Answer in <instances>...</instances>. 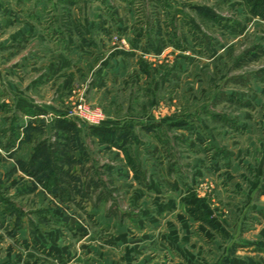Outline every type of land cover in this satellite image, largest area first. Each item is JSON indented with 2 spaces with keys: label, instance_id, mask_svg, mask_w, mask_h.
Segmentation results:
<instances>
[{
  "label": "rangeland",
  "instance_id": "obj_1",
  "mask_svg": "<svg viewBox=\"0 0 264 264\" xmlns=\"http://www.w3.org/2000/svg\"><path fill=\"white\" fill-rule=\"evenodd\" d=\"M21 3L28 5L26 18L39 25L34 23L33 35L16 38L11 52L0 49V69L12 66V74L3 80L24 91L29 102L45 106L47 114L39 117L44 129L30 132L15 153L28 160L40 141L54 147L57 135L51 127L57 117L82 128L77 145L86 157L71 166L75 180L71 177L69 184H76L77 190L82 186L83 197L74 194L73 201L65 204L82 228H73L70 236L80 240L85 231L91 232L90 244L115 255V238L123 222L124 230L138 237L141 260L143 255L153 258L156 249L161 254L153 247L157 233L149 231L146 220L139 226L132 221L151 215L153 193L146 188L155 182L166 191L165 180L180 187L182 199L221 203L222 216L228 220L221 174L228 149L222 139L235 141L232 147L242 155L246 134L240 120L249 114L252 150H264V129L257 126L263 113L252 100L258 97L256 101L264 103V20L250 14L247 0H0V9L15 14L10 27L0 25V41H11L18 33L15 23L25 15L14 8ZM3 91L7 90L0 85V95H5ZM191 119L188 129L175 126ZM147 124L160 127L148 132L142 128ZM100 125L131 127L134 140L125 151L100 144L84 130ZM194 128L203 140L195 139ZM211 136L218 146L210 143ZM252 156L259 158L257 153ZM211 160L218 165L217 175L209 167L199 175L196 171L203 169L198 163L208 165ZM1 170L6 169L0 165V195L8 203L0 204V211L16 203L12 209L19 217L16 224L17 220L0 222L3 258L4 250L17 248L16 231L25 220L23 215L20 219L17 204L28 213L34 211L38 198L32 192L43 189L19 174L17 164L5 172L7 176ZM30 184L35 188L32 192L19 191ZM172 193L176 197L177 192ZM45 196L39 199L46 200ZM136 197L139 200L133 204ZM100 215L108 219L106 223L98 219ZM35 217L28 218L29 224ZM42 225L48 228L51 222ZM218 239L228 248L233 244L220 235ZM70 243L78 249L82 242ZM86 264L93 263L88 259Z\"/></svg>",
  "mask_w": 264,
  "mask_h": 264
},
{
  "label": "crops",
  "instance_id": "obj_2",
  "mask_svg": "<svg viewBox=\"0 0 264 264\" xmlns=\"http://www.w3.org/2000/svg\"><path fill=\"white\" fill-rule=\"evenodd\" d=\"M18 6L14 9L24 13L25 18L21 17L22 19L15 23L18 33H14L15 37L11 41H0V49L3 51L11 52L13 43H17L16 38L24 39L25 35L28 33L33 35L37 29V26H34L35 22L26 18L28 5L21 3ZM0 16V25L4 27L3 29L13 24L14 11L8 8L0 9ZM3 58L2 62L5 63L6 56ZM20 64V67L25 66L26 60L21 61ZM11 71L12 66L0 69V85H3V88L7 90L3 91L5 95H0V165L6 169L5 171L1 170L4 176H7L5 172L10 173L16 168L18 161L27 159L26 155L21 157L20 152L15 153L19 148L18 145L25 142L22 133L14 141L9 133H4L9 125L6 119L11 118L9 117L12 116L11 112H18L17 122L23 128L29 120L36 119L34 116L29 117L26 110L31 109L38 114V117H44L47 114L45 106L29 102L24 91H16L17 89L3 80L4 77L12 74ZM15 72L19 71L14 70ZM229 94L232 93L227 95ZM252 100L261 105L260 111L263 113V118L261 121H257V126L264 129V103L256 101L258 97H254ZM244 104L249 105L245 101ZM243 118L240 120V128L246 134L243 140L245 144L243 154L241 155V151L232 147L235 141L229 140L228 137L222 139L228 149L227 157H223L225 170L221 173L223 185L226 188L223 191L218 190L227 194L225 204L229 208L228 220L222 216L224 211L221 203L209 205L200 200L192 201L189 197L182 199L178 192L180 187L170 180H165V185L168 188L166 191H161L159 184L150 182L146 189L153 193L149 199L153 208L151 215H140L132 221V224L138 225L146 220V223L150 225L149 231L153 229L157 233V235H153V247L158 248L161 254H156V249L152 252L153 258L143 255L141 260L140 249L137 246L138 237L132 232L130 233L129 230H124L123 222L121 226H118L120 230L117 231L114 243L117 252L113 255L112 251L89 243L92 237L91 232L88 234L85 231L80 240L70 236V231L73 228L75 230V228L81 229L82 227H79L80 222L77 215L65 208L66 203L56 201L47 194L45 196L42 193L43 190L37 189L32 192L31 184L24 185L20 187L19 191L28 192L30 190L37 196L38 206H36L37 209L28 213L27 209L17 204L20 219H23V215L25 220L21 222L16 231L15 244L17 248L14 246L13 249L4 250V257L0 258V264H16L13 263L15 261L18 264H86L88 259L93 264H264V150H252L251 145L254 140L249 133L250 124L248 123L251 116L245 114ZM192 120H189V123L188 121L184 123L182 128L188 129ZM195 130V139L203 140L198 136L201 132L197 131V128H194ZM209 140L213 146H218L214 136H211ZM10 142L11 144H9ZM261 145L264 148V144ZM190 146V148L193 147L192 142ZM20 149L22 148L20 147ZM254 153L259 155L256 160L252 156ZM241 156H243L242 159ZM198 164L200 169H203L196 171L199 175L203 174V171L206 172L204 170L206 167L211 168L216 175L219 171L217 163L213 160L208 165L202 161ZM17 172L21 173L19 170ZM240 180L243 181V185ZM11 185L13 183H10ZM172 192H177L176 197L172 195ZM40 196H45L48 199H39ZM177 198H180V201L175 200ZM138 200L139 197L132 199L133 204H136ZM12 208H16V203L13 205L10 203L9 207L4 205L0 211V219L3 218L0 222L17 219L16 212ZM94 213L96 212L94 211ZM31 217L36 219L34 218V221H30L31 224H29L28 218ZM48 219L51 226L45 228L42 222L46 223ZM98 219L101 222L103 220L104 223L108 220L102 215ZM61 226L67 229L63 231ZM219 235L227 240V243L230 241L233 244L231 243L229 248L221 244L218 239ZM70 240L82 242L80 243L81 247L75 249ZM161 257L164 258L162 261Z\"/></svg>",
  "mask_w": 264,
  "mask_h": 264
},
{
  "label": "trees",
  "instance_id": "obj_3",
  "mask_svg": "<svg viewBox=\"0 0 264 264\" xmlns=\"http://www.w3.org/2000/svg\"><path fill=\"white\" fill-rule=\"evenodd\" d=\"M247 3L249 5L250 14L264 20V0H247ZM199 12L202 13L203 10L199 9ZM204 15L207 17L209 16L206 13ZM21 110H23V108H21ZM26 112L29 117H36L37 120L35 122L37 123L29 120L27 124L21 128L17 122L18 114L16 112L12 113L13 115L11 118L6 119L9 125L7 130H4V133L8 132L12 141L17 140L22 132H24V140H27L30 136V132L44 129L45 124L42 119L38 117V114L31 109L26 110ZM182 123L183 122L176 124L175 126H181L183 125ZM158 127H160L158 124H147L143 125L142 128L145 131L151 132ZM51 128L56 131L57 135L55 146L51 147L46 140L40 141L34 146L28 160L17 162V169L26 176L34 179L36 184L54 199L60 202L68 201L65 203H69L73 201L72 196L74 194H80V196L83 197V195H81L83 192L82 186L77 190V188L74 189L76 184H73V187L69 184V180L74 174V171L70 169L71 166L76 163V160L80 161V159L86 157L85 153L79 149L80 146L77 145V142H79V134H81L83 130L75 121L62 116L52 120ZM84 130H86L89 136L95 137L100 144L105 143L111 148H118L124 151L126 150L125 146L134 140L131 127H106L100 125L87 126ZM9 144H11V142ZM77 150H79V152L81 151L79 159L75 158ZM72 178L75 180L74 177ZM6 203H8L7 199L0 195V204ZM16 220L15 224L18 223L19 217Z\"/></svg>",
  "mask_w": 264,
  "mask_h": 264
}]
</instances>
